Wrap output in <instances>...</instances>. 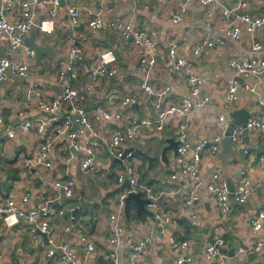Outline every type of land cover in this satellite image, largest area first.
<instances>
[{
    "label": "crops",
    "instance_id": "0c3cea01",
    "mask_svg": "<svg viewBox=\"0 0 264 264\" xmlns=\"http://www.w3.org/2000/svg\"><path fill=\"white\" fill-rule=\"evenodd\" d=\"M69 1L60 0L57 22L52 33H42L33 27L24 36L25 38L32 34L37 45L50 49L43 53L39 65L34 57L30 59V76H13L0 82V113L4 117L0 123V199L13 197L20 200L24 193H28V200L22 205L23 208L49 200V223L54 227L50 238L56 243L75 241L77 264H109L110 252L115 253L116 264H128L130 245L139 240L146 242V247L139 257L141 264H178L168 241L171 234L178 240L188 241L186 252L196 264H218L220 259L222 264L256 261L264 253V224L253 233L250 220L256 213L255 209L264 203V189L257 190L245 204H238L230 199V210L221 214L216 210L206 184L211 173L218 171L219 180L224 181L230 191L242 181L244 175L250 184L259 185L262 182L260 163L264 166V129L250 128L247 134L243 133L237 141H232L226 160L221 159L219 155L221 142L220 149L215 154H211L208 148L203 149L199 162L202 184L198 188V202L193 205L186 204L184 200V191L192 187L193 182L185 183L169 176L180 168L181 163L187 159L186 155L169 149L166 152L167 163L158 160L149 169L147 159L137 152L139 150L144 154L153 155L156 149L160 151L161 147L168 144V139L177 141V125L182 119L179 113L169 115L160 131L153 127L140 128L135 138L124 145V148L132 149L134 155L123 163L119 164L112 158L107 144L111 134L123 128L130 117L152 114L151 99L141 91L143 82H147L155 90L169 86L170 89L160 99V104L164 107L174 102L179 103L188 97L187 79L191 75L203 78V90L214 99V103L193 107L188 116L186 139L194 142L202 136H211L222 131L215 118L225 100L229 80L233 77L228 67L229 59H253L258 62L264 59V30L259 29L253 35L242 30L240 37L234 39L227 35L228 22L222 17V11L232 9L251 15L263 14L264 0H246L247 7L244 9L238 7L239 0H216L218 8L209 16L206 15L208 5L202 4L200 0H164L157 5L154 0H108L114 12L130 20L135 27L157 30V61L147 76L140 70V56L136 45L122 40L110 30L99 31L87 27L86 10L93 9L100 0L76 1L81 12L77 25H82L80 29L70 24L66 9ZM3 2L4 0H0V6ZM179 3L185 4L186 11L182 20L175 22L172 15L177 12ZM37 8L38 18L46 15L47 9L43 3L39 2ZM19 15L20 9L16 7L13 13L7 16L14 19ZM75 31L83 34L75 42L83 50L82 60H87V63L84 61L77 65L79 76L75 84L79 90L88 82V69L98 53L111 49L116 60L110 65L115 69V73L103 77L96 85L94 93L82 102L90 120L96 126V134L86 132L81 137L70 139L65 134L57 133V125L63 122L62 112L50 116L41 111L37 92H41V98L44 100H51L61 94L64 79L58 76V71L69 60V48ZM205 36L223 39L224 44L204 49L199 55H192V47ZM173 38L179 41L181 51L186 57L183 69L178 72L171 68L167 57V44ZM252 40L261 42V48L252 50ZM0 57L19 59L24 58L25 53L20 49H10L5 38H1ZM262 80L264 72L238 80V99L231 103L230 110L243 107L251 109L255 94L253 91H245V85L254 87L255 83ZM257 88L261 89L260 96L264 97V83L257 85ZM137 92L138 100L128 103L120 118H93L95 112L115 111L123 97ZM27 120H34V123L43 121L42 132H38L33 126L28 130L20 128L11 133ZM45 141L50 143V167L42 164L24 167L26 159L34 154L39 143ZM72 143L92 147L94 171L83 173L80 170V161L86 152L83 148H72ZM245 149L247 153L244 152ZM70 153L72 158L67 161ZM129 165L135 167L140 181L166 192L159 205L161 213L170 218L165 235L159 233L146 203L145 211L138 210V204L131 199L127 213L124 211L125 202L123 207L118 206L119 195L128 187L119 184L116 176ZM243 170L244 174H241ZM66 179L73 180L74 194L79 193L81 198L88 202L87 206L75 213L72 210L80 205L79 199L61 201L60 189L55 185L56 182ZM142 197L146 199L144 193ZM117 213L121 214L123 230L118 243L112 244L109 242L108 228L112 223V216ZM28 226V221L21 220L7 227L0 217V264H71L62 261L58 254L47 257L46 249L50 246L48 237L37 232V237L33 239L28 232ZM80 233H85L94 243V252L87 253L78 242ZM211 238L213 241L222 239L220 248L223 250L217 248L219 254L207 258L205 247ZM251 240L262 242L258 251L251 249ZM234 245V254L230 256L227 250Z\"/></svg>",
    "mask_w": 264,
    "mask_h": 264
},
{
    "label": "built area",
    "instance_id": "2783aa9c",
    "mask_svg": "<svg viewBox=\"0 0 264 264\" xmlns=\"http://www.w3.org/2000/svg\"><path fill=\"white\" fill-rule=\"evenodd\" d=\"M77 0H70L66 9L70 24L77 26L80 22V6ZM155 4H161L164 0H154ZM41 2L46 6L47 13L45 16L38 18V3ZM202 4L208 5L206 15H211L215 9L218 8L216 0H200ZM60 0H4L0 6V40L5 38L7 45L12 50H23L24 58L10 59L7 57H0V82L7 80L9 77L27 78L30 76V59H33L35 53L24 41V36L33 28L36 27L42 33H52L55 29L57 17L59 13ZM20 9V15L17 18L11 19L7 15L13 13L14 9ZM238 7L244 9L247 7L246 0H239ZM86 10V9H85ZM88 10V11H87ZM86 25L89 29L106 31L110 30L116 33L122 40L131 41L138 47L139 52V67L140 70L146 74L152 69L157 61V49L159 46L158 32L155 29H141L135 27L132 22L125 19L114 12L113 6L108 0H100L93 9H87ZM186 11L185 4L179 3L178 10L172 15L173 21L178 22L182 20ZM222 17L228 22L227 35L237 39L240 37L242 30H245L250 35H253L257 30H264V13L258 15H251L248 12L233 11L232 9H223ZM82 33L75 31L74 40L69 48V60L58 71V76L64 79V86L61 94L51 100H44L41 98V92H37L39 97L38 106L41 111L48 113L50 116L62 112V124L57 125V133L59 135L65 134L70 139H76L83 136L84 133L96 134V126L90 120L89 113L82 102L95 91L96 85L105 76H111L115 73V69L111 68V64L115 62V53L111 49H106L98 53L88 69V82L83 85L82 90L77 88L75 81L79 76L78 61L83 58L82 48L76 44L75 40L82 37ZM223 39H212L208 36L203 37L192 47V55H199L204 49L222 46ZM261 48V42L252 40L251 49L257 50ZM167 57L174 71L183 69L186 63V57L181 51L180 43L173 38L167 44ZM228 67L233 73V77L229 80V87L225 93V100L221 105L220 111L217 113L215 121L222 131L211 136H202L194 142L186 139V129L188 127V116L193 107H203L214 103V99L203 90V78L199 75H191L187 79L189 95L181 102L171 103L162 107L160 99L170 88L164 87L162 90H155L147 83L143 82L141 91L150 97L153 112L149 116H133L128 119V122L123 128L114 131L108 141V150L113 159H120L123 163L125 159H130L134 155L132 149L124 148L126 142L133 140L137 132L142 127H153L157 131L163 129L166 119L169 115L179 113L182 116L181 121L177 125L178 142L177 152L186 155L180 168L175 170L169 176L172 179L183 180L185 183L193 182L192 187H188L184 191V200L186 204L193 205L198 202V188L202 184L199 175V162L204 148H208L211 154H215L220 149V142L224 136L228 126V118L226 117L227 110L230 111L231 103L238 99V77H248L251 75H259L264 72V59L259 62L253 59H237L231 58L228 61ZM245 91H254V87L245 85ZM139 92L133 95H127L119 102L115 111L95 112L93 118L99 120L104 119H118L121 117L124 107L128 103H133L138 100ZM4 117L0 113V123L3 122ZM35 126L38 132H42L44 128L43 121L34 123V120L24 121L22 125L14 128L28 130ZM264 129V97L259 95L251 114L247 118L245 126L241 124L235 125L230 137L232 141H237L242 137L244 129ZM72 148L85 149V156L80 161V170L83 173H90L95 170L93 164L94 151L89 145H78L72 143ZM50 143L49 141L41 142L36 147L34 154L26 159L24 167L42 164L50 167L48 161ZM244 152H248L247 149ZM72 158V153L68 154L67 161ZM262 182L259 185H252L247 177L244 175L242 181L230 191L224 181L219 180L218 171L211 173L210 180L206 187L211 197L213 198L216 210L221 213H227L230 208V199L238 204H245L249 197L256 193L257 190L264 189V166L260 163ZM244 174V170L241 171ZM119 184L128 183V188L119 195L118 206L123 207L125 197L129 191H142L147 199L146 208L151 213L152 219L158 226L160 234H166L167 224L170 222L168 215L161 213L160 201L165 195L163 189H155L153 186L140 181L137 177V172L134 166H125L123 172L116 176ZM56 187L62 189L66 196L74 194V182L72 179L58 181L55 183ZM28 200V193H24L20 200L13 197L0 199V217L2 223L7 226H13L21 220L28 221V232L30 236L35 239L38 233H45L48 237L50 246L46 249V256L53 257L59 255L62 261L71 264H77L75 254V241L54 242L50 238L54 227L49 223L48 205L49 200L39 202L36 205L23 208L22 205ZM60 213L62 211L60 210ZM121 214L117 213L112 216L111 225L108 228L110 238L109 242L112 244L118 243L123 227L121 223ZM264 224V204L257 209L256 213L250 220V229L253 233L259 230ZM171 251L175 254V260L178 264L183 262L186 264H196L195 260L189 255L187 251L188 241L178 240L172 234L168 236ZM78 242L83 245L87 253L94 252L95 245L90 241L85 233H80ZM223 240L218 238L210 242L205 247V256L213 258L219 254L217 248L221 246ZM262 242L250 241V247L253 251H258L261 248ZM146 247L145 241H136L131 243L130 252L128 254V264H141L139 257ZM108 257L111 261L109 264H116L117 257L114 252H110ZM220 259L218 264H222ZM245 264H264V253L259 256L256 261Z\"/></svg>",
    "mask_w": 264,
    "mask_h": 264
},
{
    "label": "water",
    "instance_id": "95a60500",
    "mask_svg": "<svg viewBox=\"0 0 264 264\" xmlns=\"http://www.w3.org/2000/svg\"><path fill=\"white\" fill-rule=\"evenodd\" d=\"M76 28L80 29V28H82V25L76 26ZM24 40L27 43V45L31 49L34 50L35 62H36V64L39 65L41 63V58H42L43 53H45L47 51H50V49L48 47H46V46H43V45H37L34 42V40H33V35L32 34H30L29 36H26L24 38ZM129 41H131V38L129 39ZM84 61L87 63V60H80L78 62H84ZM238 80L241 81L242 78L238 77ZM262 83H264V80H262L259 83H255L254 84V91L253 92L255 94V99H254V104L252 105L251 109L243 107V108H240V109L227 111L226 117L229 119V123H228L226 131L224 133V136H223V138L221 140V151L219 153L221 159L226 160L227 157H228V154L230 152V149H231V146H232V140H231V137H230V132H231L232 128L235 125H237V124H241V125L245 126L247 118L251 114L252 109H253L254 105L256 104L260 93L262 92L261 89L257 88V85L260 86ZM247 132H248V129H244L243 133L247 134ZM167 141H168V144L163 146V147H161L160 151H158V149H156L153 152V155H147V154H144L141 151L137 150L138 153L144 155V157L147 159V162H148L147 166H148L149 169L151 168L152 164L155 161L160 160L163 163H167V155H166L167 150L171 149L174 152H176L177 141H175L174 139H168ZM114 160L117 163H119V164L122 162L120 159H114ZM124 185L126 187H128V183L127 182H125ZM59 191H60V194H61V201L65 200V199H71V198L72 199H79L80 205H78L77 207H75L72 210L73 213H75L80 208L88 205V202H86L83 198H81L79 193H76V194H74L72 196H66L62 189H60ZM131 199H134L136 201V203L138 204V210H144L145 211V206L144 205H145L147 199L142 197V191H137V192L129 191L127 193L126 197H125V206H124L125 213H127L128 209H129V202H130ZM263 204L264 203H261V205H259L255 209V211H257V209L260 208ZM40 234H42L43 236H46L45 233H40ZM0 239H1V237H0ZM210 242H213L212 238L210 239ZM218 248L220 250H223L222 248H220V246H218ZM235 248H236V245H234L233 247L228 249L227 250L228 255L232 256L234 254Z\"/></svg>",
    "mask_w": 264,
    "mask_h": 264
},
{
    "label": "rangeland",
    "instance_id": "374dc122",
    "mask_svg": "<svg viewBox=\"0 0 264 264\" xmlns=\"http://www.w3.org/2000/svg\"><path fill=\"white\" fill-rule=\"evenodd\" d=\"M131 164L135 166V164H133V162H131Z\"/></svg>",
    "mask_w": 264,
    "mask_h": 264
}]
</instances>
